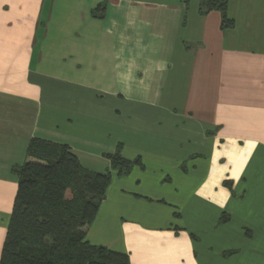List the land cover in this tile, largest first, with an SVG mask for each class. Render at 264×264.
Listing matches in <instances>:
<instances>
[{"label": "crops", "instance_id": "1", "mask_svg": "<svg viewBox=\"0 0 264 264\" xmlns=\"http://www.w3.org/2000/svg\"><path fill=\"white\" fill-rule=\"evenodd\" d=\"M201 4L0 0V258L11 168L38 137L112 172L90 243L131 264H264V0H230L229 29ZM119 144L143 165L119 175Z\"/></svg>", "mask_w": 264, "mask_h": 264}, {"label": "trees", "instance_id": "2", "mask_svg": "<svg viewBox=\"0 0 264 264\" xmlns=\"http://www.w3.org/2000/svg\"><path fill=\"white\" fill-rule=\"evenodd\" d=\"M230 0H202L200 12H221V27L234 26L229 16ZM106 3L93 9L103 17ZM118 145L106 153L119 175L128 174L140 157L128 159ZM18 178L0 264H131L128 252L92 244L87 230L106 198L111 170L99 172L85 168L66 143L33 137L26 149V160L12 166ZM232 188V181H226ZM230 218L223 213L219 222Z\"/></svg>", "mask_w": 264, "mask_h": 264}]
</instances>
